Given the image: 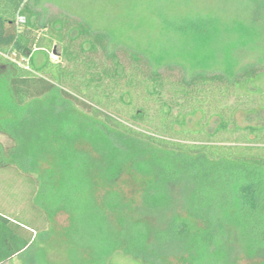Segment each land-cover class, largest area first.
Instances as JSON below:
<instances>
[{
  "label": "trees",
  "instance_id": "obj_1",
  "mask_svg": "<svg viewBox=\"0 0 264 264\" xmlns=\"http://www.w3.org/2000/svg\"><path fill=\"white\" fill-rule=\"evenodd\" d=\"M251 1L256 11L264 10V0ZM188 28L199 41L204 24L194 21ZM40 30L47 37H37ZM53 39L60 51L51 48ZM37 51L43 56L39 65ZM50 52L60 61L53 62ZM99 54L108 65L98 62ZM0 64V132L12 143L0 147V180H21L45 222L65 214V236L72 243L79 216L92 215L98 250L84 253L89 258L80 264H124L120 257L126 264H168L170 257L181 264H240L241 258L264 264V125L246 126L234 140L217 137L233 117V108L224 110L219 101L257 96L250 111L264 110V63L235 74L190 77L174 64L156 70L124 47L108 52L106 38L78 20L41 23L30 0H0ZM121 81L126 89L118 101L125 106L109 112L105 99H112ZM67 85L83 86L86 98L67 92ZM141 98L153 108L138 106L134 101ZM197 112L218 118L217 128L182 129ZM83 143L93 155L77 147ZM50 158L56 175L48 169ZM88 164L92 172L86 177ZM125 171L145 180L138 203L111 190ZM99 183L110 190L98 204ZM105 212L119 226L111 242ZM150 219L157 225L150 226ZM33 233L0 213V264L13 258L48 264L41 252L31 255ZM73 245L69 263L78 264L81 247Z\"/></svg>",
  "mask_w": 264,
  "mask_h": 264
},
{
  "label": "rangeland",
  "instance_id": "obj_2",
  "mask_svg": "<svg viewBox=\"0 0 264 264\" xmlns=\"http://www.w3.org/2000/svg\"><path fill=\"white\" fill-rule=\"evenodd\" d=\"M30 5L38 14L41 23H48L49 20L60 17L78 20L91 32L100 33L106 38L108 52H112L116 47H124L145 56L156 70H161L167 64H174L183 69L186 77H190L195 73L235 74L246 66H259L264 63V10L256 11V5L251 0H30ZM194 21L204 24L199 41H195L188 28ZM46 33V30H40L37 37H47ZM59 47L57 40L53 39L51 48L60 51ZM49 56L55 63L60 61L56 53L50 52ZM42 59V53L37 51L34 62L39 65ZM98 62L103 65L109 64L104 62L102 54H99ZM123 63L125 66L128 64L126 61ZM61 65L74 70L73 66H67L64 61ZM1 68L0 64V72ZM173 75L177 77L175 72ZM82 87L74 88L67 85L63 88L83 99L86 96ZM125 89L124 81L113 86L112 99H105L107 111L113 112V109H122L125 106L118 101ZM89 94H92V90H89ZM165 98H169L168 95H165ZM257 99V96L249 95L219 101L218 105L222 109L233 108V117L228 132H221L217 137L234 140L242 135L244 127L264 125V110L250 111V108H256ZM126 100L128 99L124 98V101ZM134 102L138 106L153 108L151 101L145 102L142 98L135 99ZM92 104L97 105L96 102ZM77 113L80 111L77 110ZM2 114L3 111L0 110V116ZM217 125L218 118L214 115L203 116L197 112L186 117L182 129L193 131L203 128L211 133ZM174 127L179 129V125ZM11 145L10 139L0 132V147L7 150ZM77 147L83 151H91L90 146L85 143ZM48 161L50 163L48 169L52 170L54 161L51 158ZM53 171L55 172L54 169ZM91 172V165L88 164L84 175L89 177ZM56 173L57 171L53 175ZM16 183L12 181V185H8L0 180V213L34 232L35 244L30 249L32 256L41 252L48 264H71L69 245L74 244L81 247L78 248L77 261L80 264V258L81 260L85 259L84 257L89 258L84 253L98 250V238H92L95 221L90 213L79 216V223L76 224L77 235L71 239L74 240L72 243L65 236L68 229L67 216L60 213L52 223L45 222L29 200L24 183L22 184L21 180ZM144 184L143 178L125 171L111 190L117 192L126 202L138 203ZM109 190L107 185L99 183L95 193L98 204ZM104 218L105 224L109 226L106 239L111 242L115 239L119 226L112 214L105 212ZM148 223L150 226L157 225L153 219L148 220ZM38 227L43 229L42 238L37 235ZM83 247L88 248L87 251L83 252ZM73 251L76 254L75 250ZM119 262L126 264L121 257ZM5 264L18 262L13 258ZM168 264H181V260L170 257ZM240 264L250 263L241 258Z\"/></svg>",
  "mask_w": 264,
  "mask_h": 264
},
{
  "label": "built area",
  "instance_id": "obj_3",
  "mask_svg": "<svg viewBox=\"0 0 264 264\" xmlns=\"http://www.w3.org/2000/svg\"><path fill=\"white\" fill-rule=\"evenodd\" d=\"M25 20H24V17L22 16H17V23L20 25V24H24Z\"/></svg>",
  "mask_w": 264,
  "mask_h": 264
}]
</instances>
